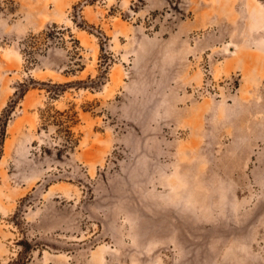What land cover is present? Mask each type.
Instances as JSON below:
<instances>
[{
	"label": "rangeland",
	"instance_id": "obj_1",
	"mask_svg": "<svg viewBox=\"0 0 264 264\" xmlns=\"http://www.w3.org/2000/svg\"><path fill=\"white\" fill-rule=\"evenodd\" d=\"M0 264H264V0H0Z\"/></svg>",
	"mask_w": 264,
	"mask_h": 264
}]
</instances>
